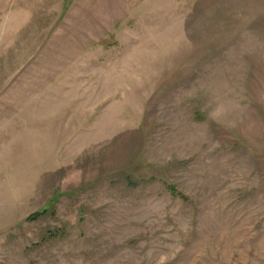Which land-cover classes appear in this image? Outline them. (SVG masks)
Wrapping results in <instances>:
<instances>
[{"label":"rangeland","instance_id":"obj_1","mask_svg":"<svg viewBox=\"0 0 264 264\" xmlns=\"http://www.w3.org/2000/svg\"><path fill=\"white\" fill-rule=\"evenodd\" d=\"M0 264H264V0H0Z\"/></svg>","mask_w":264,"mask_h":264}]
</instances>
